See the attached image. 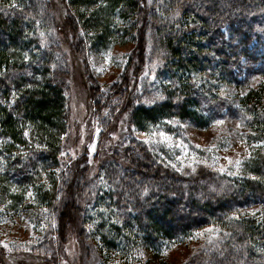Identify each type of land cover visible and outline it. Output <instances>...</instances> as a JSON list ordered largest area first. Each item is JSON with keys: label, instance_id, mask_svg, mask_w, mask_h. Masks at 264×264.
<instances>
[{"label": "trees", "instance_id": "16d2710c", "mask_svg": "<svg viewBox=\"0 0 264 264\" xmlns=\"http://www.w3.org/2000/svg\"><path fill=\"white\" fill-rule=\"evenodd\" d=\"M58 35L71 49L62 51ZM85 38L98 48L132 42L127 67L138 72L155 58L154 76L161 74L163 79L162 86L141 77L127 85L130 81L124 74L125 81L106 92L93 84L90 98L95 115L105 110L116 121L126 113V122L134 130L167 116L203 125L207 116L220 117L217 107L225 106L219 94L210 92L214 83H242L238 64L251 76L264 74V0H0L1 202L28 201V192H33L38 204L33 211L46 208L47 216L53 214L63 238L72 221L65 210L59 216L53 213L55 178L50 191L40 181L55 172L60 159L69 121V58L88 55ZM255 61L262 70L253 69ZM82 66L89 73L85 61ZM131 90L135 101L128 97L123 101ZM111 103L119 114L111 112ZM255 120L264 138V120L258 112ZM114 144L104 168H99L105 199L97 203L106 204L112 222L102 223L91 238L81 225L85 206L71 204L73 229L78 230V236L72 230L71 237L77 242L90 240L94 245L93 238L99 235L108 246L134 240L161 252L164 242L185 239L212 220L216 234L186 264H264V154L249 162L255 176L233 180L204 165L178 170L129 129ZM78 166L73 175L80 177L85 165ZM78 181H73V189ZM89 188L85 204L96 199L95 190ZM199 207L202 212H191ZM123 249L126 255L128 250ZM100 257L101 264H110L109 257L101 252Z\"/></svg>", "mask_w": 264, "mask_h": 264}, {"label": "rangeland", "instance_id": "374dc122", "mask_svg": "<svg viewBox=\"0 0 264 264\" xmlns=\"http://www.w3.org/2000/svg\"><path fill=\"white\" fill-rule=\"evenodd\" d=\"M221 4L224 3L219 1V5ZM56 15L61 19L62 14L58 4H56ZM58 41L62 51L71 49L70 44L62 43L60 35ZM84 42L88 55H80V60L74 58V55L69 58L71 61L70 76L67 81L69 121L66 134L63 136L60 159L54 167L55 172L43 175L40 181V184L42 186L46 184L50 191V186L54 185L52 180L55 178L57 195L53 213L59 216V211L65 210L66 216L72 223L66 227L68 233L66 238H63L61 236L63 234H60V221L53 214L47 216L46 208L36 213L35 210L33 211V207L38 205L33 192L32 194L28 192L26 196V199L29 197L28 201L10 205L8 200L1 202L0 193V241L3 242L0 243V249L3 250L0 262L1 264H101L103 260L100 257L101 252L102 255L110 258V264H186L197 253L202 243L216 234V231H206L213 227L216 229L212 220L185 239H170L164 242L161 245L163 248L161 252V248L156 246L152 248L134 240L131 243L123 242L119 245L115 243L112 244L113 246H108L101 241L99 235L93 238L94 245H92L90 240L77 242L71 237L74 230L72 224L75 222L72 216L74 205L82 208L85 206L84 215L81 213L83 216L81 225L90 231V237L92 231L97 233V228L102 223L108 220L112 222L106 215V204L105 207L97 205L98 200L105 199L104 180L99 168L101 166L103 169L102 164L108 161V154H111V149L115 145L114 140L118 135L122 136L127 129L132 131L137 139L153 146L164 163L178 170L192 165H204L233 180L252 176L251 173L255 176L249 162L256 154H264V144L259 143L264 141V138L258 133L256 127L258 121L255 120L257 112L264 120V74L255 72V75L251 76L238 64L239 68H236V71L240 73L238 78L242 83L228 85L226 81L215 80V88L210 89L213 94L211 95L219 94L225 106L217 107L220 117L207 116L208 119L203 125L199 123L196 125L188 119L167 116L157 123L151 122L144 128L138 127L134 130L133 126H129L126 122V113H122L116 121H113L114 115L105 110H101L97 115L93 113L91 86L95 84L94 88L106 92L112 85L125 81L122 80L124 74L130 81L127 85H130L136 77H141L151 82L156 80V85L162 86L161 74L154 76L158 61L153 58L142 70L135 72L132 67H127V56L134 48L132 42L123 44L121 41L114 42L103 48L92 46L87 38ZM83 61L87 63L89 73L84 70ZM252 66L254 70H262L258 61L252 62ZM225 78L231 79L229 76ZM133 91L128 92L123 101L126 102L127 97L129 101H135L133 98L135 92L131 93ZM135 99L138 100V97ZM121 101L118 99L117 105ZM140 102L146 104L143 98ZM111 105H113L111 107L115 106L113 103ZM115 109L116 107L111 112L119 114L120 109ZM215 121H223V123L217 124ZM255 134L260 135L259 139L254 137ZM226 157H231L232 162L230 163ZM236 160L241 162L238 167L235 164ZM83 164L85 168L82 169L80 177L73 175L77 166ZM221 167L225 170L220 171ZM76 180L79 181L73 189L72 183ZM114 183L117 184V181ZM88 188L95 190L96 199L90 204H85L89 199ZM89 196L91 200L93 197ZM160 203L167 204L162 201ZM71 204L73 208L70 209ZM191 209V212L203 211L200 207ZM249 213L253 214V211ZM197 232L202 234L197 235ZM75 234L78 236V232ZM125 247L128 251L123 255L121 251H124Z\"/></svg>", "mask_w": 264, "mask_h": 264}, {"label": "snow or ice", "instance_id": "6c2138e0", "mask_svg": "<svg viewBox=\"0 0 264 264\" xmlns=\"http://www.w3.org/2000/svg\"><path fill=\"white\" fill-rule=\"evenodd\" d=\"M25 59H27V56H25ZM241 94L243 95V93H241ZM215 123L220 124V123H223V121H215ZM24 134L28 135L27 131H25ZM161 135H164V133H161ZM259 143L264 144V141H260ZM62 155H63V153H62ZM226 159H228L230 163L232 162L231 161V157H226ZM240 163H241L240 160H236L235 161V164L237 165V167L240 165ZM224 170L225 169L223 167L220 168V171H224ZM233 174H236V173H233ZM254 211L255 210H253V213H254ZM234 215H235V213H234ZM206 231L215 232V228L214 227L213 228H209V229H206ZM200 234H202V233L201 232H197V235H200ZM0 243H3V242L0 241Z\"/></svg>", "mask_w": 264, "mask_h": 264}]
</instances>
